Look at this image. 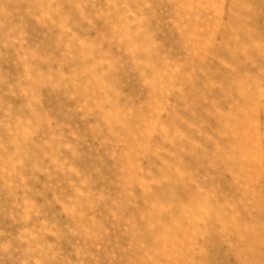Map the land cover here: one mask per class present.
Listing matches in <instances>:
<instances>
[{
  "label": "rangeland",
  "instance_id": "374dc122",
  "mask_svg": "<svg viewBox=\"0 0 264 264\" xmlns=\"http://www.w3.org/2000/svg\"><path fill=\"white\" fill-rule=\"evenodd\" d=\"M0 264H264V0H0Z\"/></svg>",
  "mask_w": 264,
  "mask_h": 264
}]
</instances>
